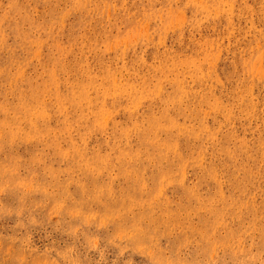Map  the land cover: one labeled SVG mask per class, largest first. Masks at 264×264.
I'll return each instance as SVG.
<instances>
[{
  "label": "rangeland",
  "instance_id": "obj_1",
  "mask_svg": "<svg viewBox=\"0 0 264 264\" xmlns=\"http://www.w3.org/2000/svg\"><path fill=\"white\" fill-rule=\"evenodd\" d=\"M0 264H264V0H0Z\"/></svg>",
  "mask_w": 264,
  "mask_h": 264
}]
</instances>
